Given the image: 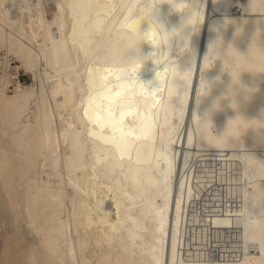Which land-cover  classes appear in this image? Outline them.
Segmentation results:
<instances>
[{
  "label": "bare ground",
  "instance_id": "1",
  "mask_svg": "<svg viewBox=\"0 0 264 264\" xmlns=\"http://www.w3.org/2000/svg\"><path fill=\"white\" fill-rule=\"evenodd\" d=\"M201 3L198 34L167 50L153 33L129 77L113 45L139 21L122 0H0V264L54 239L72 264H264V206L249 204L253 157L264 162V6ZM183 20L164 4L156 22Z\"/></svg>",
  "mask_w": 264,
  "mask_h": 264
},
{
  "label": "clouds",
  "instance_id": "2",
  "mask_svg": "<svg viewBox=\"0 0 264 264\" xmlns=\"http://www.w3.org/2000/svg\"><path fill=\"white\" fill-rule=\"evenodd\" d=\"M164 4H167L172 12L182 15L184 18L180 30L168 31L156 22L159 10ZM261 5L264 6V0H261ZM121 7L128 13L127 20L139 21L133 31L124 33L113 45V59L129 77H131L130 69H134L143 62L144 58L140 54L141 44L147 42L152 45L151 36L153 33L158 32L160 34V43L167 50L171 49L172 41L176 38H182L184 33L198 34V25L201 22V0H122ZM143 21H148L150 24L149 31L145 33L140 31V25ZM221 45L222 41L219 40H214L211 43V55L208 57L209 67L204 71H207L214 63L213 57L215 60L220 58L219 49ZM181 51L186 55H195L194 49L187 40H185V46ZM191 75L192 71L181 73V77L173 83L172 87L176 88L177 91L168 101V106L173 111H184V96L189 89ZM232 76L234 82L238 83L237 76ZM211 87L209 81L202 79L199 95L207 96ZM253 159L259 174V184L256 190L250 193L249 204L258 203L259 206H264V162L258 161L254 157ZM246 226L252 227L251 219L246 222ZM259 226L264 228V215L259 217ZM25 264H72V260L64 246L54 239L43 249H30ZM147 264H151V261H148Z\"/></svg>",
  "mask_w": 264,
  "mask_h": 264
},
{
  "label": "rangeland",
  "instance_id": "3",
  "mask_svg": "<svg viewBox=\"0 0 264 264\" xmlns=\"http://www.w3.org/2000/svg\"><path fill=\"white\" fill-rule=\"evenodd\" d=\"M47 17H48V15H47ZM14 65H16L15 61H12V66H14ZM19 79L25 85H31L34 83L33 80L31 79V76L29 74H27L23 69L19 70ZM11 89L12 88L10 87L8 90V94H11V92H10Z\"/></svg>",
  "mask_w": 264,
  "mask_h": 264
},
{
  "label": "built area",
  "instance_id": "4",
  "mask_svg": "<svg viewBox=\"0 0 264 264\" xmlns=\"http://www.w3.org/2000/svg\"><path fill=\"white\" fill-rule=\"evenodd\" d=\"M18 79H19V71H18V75H17ZM20 80V79H19Z\"/></svg>",
  "mask_w": 264,
  "mask_h": 264
},
{
  "label": "snow or ice",
  "instance_id": "5",
  "mask_svg": "<svg viewBox=\"0 0 264 264\" xmlns=\"http://www.w3.org/2000/svg\"><path fill=\"white\" fill-rule=\"evenodd\" d=\"M117 95H120L119 93H117ZM261 215H264V213H262Z\"/></svg>",
  "mask_w": 264,
  "mask_h": 264
}]
</instances>
